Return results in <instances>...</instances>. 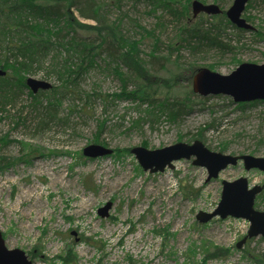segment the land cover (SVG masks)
I'll list each match as a JSON object with an SVG mask.
<instances>
[{"label":"rangeland","instance_id":"rangeland-1","mask_svg":"<svg viewBox=\"0 0 264 264\" xmlns=\"http://www.w3.org/2000/svg\"><path fill=\"white\" fill-rule=\"evenodd\" d=\"M189 1L192 6L195 0ZM197 1L218 4L225 12L219 16H225L234 0ZM100 4L105 23L119 22L128 39L140 40L143 32L137 25L155 30L164 43L160 50L169 56V62L163 64L173 73H160L152 84L163 86L170 75L179 77L176 89L168 95L163 87L158 98L189 99L190 106L176 122L161 116L152 123L145 117L147 104L116 96L122 84L104 55L82 74L78 92L83 94L59 95V90L60 103L54 100L58 117L46 130L38 127L30 89L22 92L21 101L10 105L8 114H0V139L8 136L12 142L0 145V161H8L0 166V232L7 248L24 251L32 264H264L262 236L238 249V243L247 237L249 221L232 217H215L204 224L197 221L199 213H213L218 207L224 181L247 178L250 187L263 186L264 173L248 172L239 162L208 182V171L194 166L191 158L152 174L142 169L131 151L135 147L156 151L178 142L192 144L203 130L202 141L211 151L264 158V103L240 108L224 95L193 93L198 69L229 76L244 63L264 65V0L255 1L244 12V18L251 19V31L226 27L224 35L234 47L230 54L205 47L193 54L178 38L186 23L188 27L200 24L203 30L211 25L225 28L219 16L200 14L177 22L148 0H100ZM183 5L181 1L177 7ZM190 11L192 15V8ZM75 14L82 23L96 24L83 20L78 11ZM141 40L140 50L151 54L153 37L144 35ZM177 42L178 51L170 52L167 46ZM52 59L26 76L49 82L53 89L46 92L51 99L61 84L57 76L47 77ZM151 67L157 69L159 63ZM95 90L114 97L104 102L96 97L87 100L85 95ZM101 121L106 124L99 129ZM90 145L113 153L88 158L83 150ZM256 201V209L263 210L264 192ZM108 203L112 207L109 216L101 218L99 211Z\"/></svg>","mask_w":264,"mask_h":264},{"label":"trees","instance_id":"trees-1","mask_svg":"<svg viewBox=\"0 0 264 264\" xmlns=\"http://www.w3.org/2000/svg\"><path fill=\"white\" fill-rule=\"evenodd\" d=\"M181 1H184V5L178 8L177 4H181ZM255 1L257 0L249 1L246 11L250 10ZM148 2L162 9L168 17L177 22L193 17L189 0H150ZM216 2L220 3L221 0H215ZM102 10L100 0H0V68L7 72L5 77H0V114H8V107L16 105L21 93L28 90L26 76H31L33 72L41 69L46 61L53 57V66L47 71V77L57 76L61 82L52 93L56 96L51 99L47 97L46 91L34 94L28 90L31 107L38 112L40 121L38 127L46 130L58 117L57 110H54L57 107L55 103H60L58 96L72 91L83 94L78 92L82 74L95 65L97 57L104 55L110 66H114L113 74L122 84L121 93L116 96L127 101L139 102L142 106L147 104L149 107L145 111V117L151 118L152 123L158 122L161 116H168L170 122H176L182 117L190 106L188 104L191 103L190 100L168 99L170 92L176 89L178 75H170L169 79L164 80L166 85L163 86L151 82L164 71L167 75L173 73L163 64L164 60H169V56H164L160 50L164 43L156 35L155 30L149 32L137 25L146 37L154 39L151 54L144 55L140 50L144 35H140V40L128 39L121 32L119 22L105 23L106 19ZM76 11L83 20H90L96 24L82 23L78 20ZM219 17L225 28L220 25H211L212 27L203 30L200 24L188 27L186 23L184 28H180L182 30L178 38L193 54L201 47L220 50L221 54L233 53L234 47L230 45V41H227L228 36L224 35L226 27L232 25L226 16ZM163 19L164 17L159 19V24L164 21ZM241 41L239 36L237 42ZM167 49L170 52L178 51V42L167 46ZM161 54L163 58H160ZM143 56H147L148 60L146 61ZM155 62L159 63L157 69L151 67ZM175 67L179 69L178 61ZM163 87L167 88L168 95L165 100H159V91ZM58 92L59 95H57ZM111 96L114 97V94ZM111 96L103 95L102 92L97 93L96 90L91 95L89 93L85 95L87 100L96 97L103 102L110 100ZM256 103L259 102L243 103L239 107L253 106ZM140 121L137 122L140 123ZM104 124L106 123L101 121L99 129ZM202 132L203 130L196 135L198 140L203 139ZM8 141V136H5L0 139V145L12 143ZM95 141L99 142L98 138ZM17 143L21 144V142ZM225 149L223 148L222 152ZM7 162V159L3 158L0 166H4Z\"/></svg>","mask_w":264,"mask_h":264},{"label":"water","instance_id":"water-1","mask_svg":"<svg viewBox=\"0 0 264 264\" xmlns=\"http://www.w3.org/2000/svg\"><path fill=\"white\" fill-rule=\"evenodd\" d=\"M248 1L234 0L226 14L232 25L239 29L251 31L253 27L243 18ZM192 4L194 17L199 14L210 16L222 14V10L217 4L204 5L197 0ZM198 71L193 81V92L196 95L199 94L203 97L224 95L232 98L236 104L264 102V65L244 63L229 76L219 75L206 68L198 69ZM5 76L6 72L0 68V77ZM26 86L34 94L53 89L49 82L39 81L32 77L26 80ZM131 151L132 154H135L142 169L152 174L164 172L168 167L173 168V163L181 159L190 160L191 158L194 160V166L204 167L208 171V182L217 179L224 170L231 166L235 167L240 161L244 163V168L247 171L260 170L264 173V158L216 153L209 150L201 140L192 144L178 142V144L156 149V151H150L143 147H135ZM83 153L88 158H101V156L111 155L113 151L103 146L90 145L83 150ZM222 192L221 200L215 211L213 213H199L197 221L204 224L212 221L215 217L223 220L232 217L249 221L251 226L248 236L238 243V249L242 248L249 239L260 236L264 238V210L257 211L255 209V200L263 192V187L258 185L250 189L249 180L239 178L235 182L224 181ZM111 209V204H106L99 211V216L107 218ZM0 264H32V261L22 250L8 249L4 236L0 232Z\"/></svg>","mask_w":264,"mask_h":264},{"label":"flooded vegetation","instance_id":"flooded-vegetation-1","mask_svg":"<svg viewBox=\"0 0 264 264\" xmlns=\"http://www.w3.org/2000/svg\"><path fill=\"white\" fill-rule=\"evenodd\" d=\"M248 20V19H247ZM264 185V184H263ZM6 243V242H5Z\"/></svg>","mask_w":264,"mask_h":264}]
</instances>
